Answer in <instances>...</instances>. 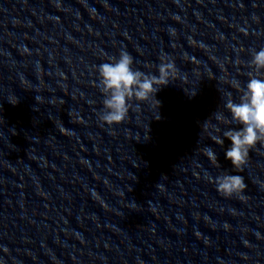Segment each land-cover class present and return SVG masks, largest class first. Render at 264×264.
<instances>
[{
    "label": "clouds",
    "instance_id": "9594fccd",
    "mask_svg": "<svg viewBox=\"0 0 264 264\" xmlns=\"http://www.w3.org/2000/svg\"><path fill=\"white\" fill-rule=\"evenodd\" d=\"M250 55L251 59L248 63L252 71L248 73L249 79L246 86L241 88L238 81H233L234 86L241 90L238 102L233 100L229 94L224 103V108L230 113V118L219 111L212 114L217 121L240 125L239 128L224 130L223 138L220 135L211 136V139L218 145H223L225 138L230 141V146L225 151V159L229 160L238 170H242L247 163L250 149L258 142H264V48L258 51L251 49ZM133 64V56L127 50L122 49L118 57H111L109 62L96 66L97 87L104 97L99 119L108 125L125 120L129 112V101L132 99L155 100L157 104L155 119H159L160 101L155 99V95L179 73L175 63L166 56L161 57L158 75L135 69ZM195 94L196 92L188 95L191 97ZM8 102L15 105L18 99L15 102L12 100ZM207 121L203 123L205 128L208 127ZM215 131L220 132V129L215 127ZM204 153L210 161L217 160V155L211 147H205ZM213 182L217 192L224 197L240 196L247 187L244 177L235 174L219 175L213 179Z\"/></svg>",
    "mask_w": 264,
    "mask_h": 264
}]
</instances>
